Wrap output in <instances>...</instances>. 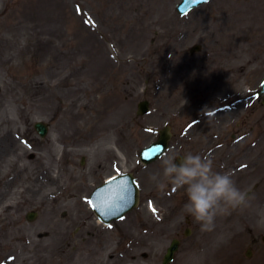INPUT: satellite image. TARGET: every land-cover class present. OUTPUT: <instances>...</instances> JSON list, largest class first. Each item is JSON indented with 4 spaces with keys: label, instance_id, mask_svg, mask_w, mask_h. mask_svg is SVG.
Masks as SVG:
<instances>
[{
    "label": "rangeland",
    "instance_id": "obj_1",
    "mask_svg": "<svg viewBox=\"0 0 264 264\" xmlns=\"http://www.w3.org/2000/svg\"><path fill=\"white\" fill-rule=\"evenodd\" d=\"M74 2L84 6L81 0H0V110L30 112L27 127L0 139V264H158L160 252L156 258L142 256L146 243L120 242L113 229L94 225L93 219L105 238L95 242L81 223L68 226L63 213L74 209L73 195L98 182L104 164L114 171L107 158L120 154L128 163L129 154L133 168L136 152L156 140L165 125L174 132L170 156L184 151L185 138L219 133L231 139L233 132H246L242 121L241 127H213L216 120L206 112L236 110L237 122L245 110H262L258 101L250 105L245 98L264 74V0H212L185 16L176 13L180 0H152L151 16L123 17L119 34L89 33L91 22L115 28L119 19H83ZM41 22L48 27L44 32H39ZM196 43H203V50L192 54ZM117 48L123 65L119 93L62 73L72 63L116 59ZM40 58L44 62L38 66ZM61 73L65 77L57 78ZM145 98L152 110L140 127L133 116ZM71 110L78 111L71 116ZM37 119L52 122L45 139L52 142H44L31 157L41 140L34 128ZM194 119L210 129L197 125L187 131ZM71 132L75 147L57 137ZM32 209L40 213L34 222L26 218ZM243 233L241 227H224L214 256L202 248L181 254L180 263L264 264V246L246 256Z\"/></svg>",
    "mask_w": 264,
    "mask_h": 264
},
{
    "label": "flooded vegetation",
    "instance_id": "obj_2",
    "mask_svg": "<svg viewBox=\"0 0 264 264\" xmlns=\"http://www.w3.org/2000/svg\"><path fill=\"white\" fill-rule=\"evenodd\" d=\"M81 1L84 3L82 7L85 9L82 14L87 18L115 17L119 19V24L115 28H90L93 32L103 34L121 33L123 23L120 19L123 17H148V9L151 4V0ZM47 28L46 24L41 23L39 32H44ZM37 63L39 66L43 63V59H38ZM57 66V64L52 66L53 71ZM119 67L122 70L123 65H119V58L115 60L104 59L96 62L93 66L86 62L79 65H65V70L62 73L67 71L71 77L77 76L79 80L104 83L103 88L105 90L115 88V91L119 93ZM62 73L56 74V77L64 76ZM126 73L130 75V70H127ZM263 83L264 76L261 75L258 80L260 90ZM257 93L256 89L255 94L250 95V105H252L251 99L255 98ZM257 101L262 110L256 111V113L254 110H245L243 118L237 122L232 116L234 113L222 111L211 113V118L216 120V123L210 124L213 127L219 126L218 128L230 129L235 126L241 127L243 122L244 125H248L244 134L239 135L236 131L231 134V139H228L227 136L220 138L219 133L211 134L210 137H206V133H202L195 141H190L187 138L181 141L184 145L183 156L189 152L199 154L202 158L211 160L214 170L231 172L237 187L246 196V204L227 207L226 211L215 216L209 229L203 228L201 223L184 211V205L187 202L186 191L184 188L176 189L163 176L162 163H154L149 166H142L138 163L133 166L134 169L132 170H122L121 161L117 158H110L108 163L115 167L119 166V170L110 172L106 165L104 171L96 176L98 181L96 186L111 176L126 174L128 176L123 179L122 183L128 188L136 183L140 188L139 205L122 219L107 225L99 221L91 207V195L95 187H85L84 193L77 194L79 197H71L76 199V202L73 204L72 212L66 213L69 217L68 226L79 222L82 228H88V237H93L95 242L104 241L103 230L93 226L94 219L95 222L105 227H113L120 242L146 243L145 249L148 250V257L153 258L157 257L158 252L163 256L173 240L176 239L179 249L172 264H181V254L200 251L202 248H206L214 256L216 254L215 241L217 235L221 229L227 226H237L244 229L243 236L247 244L246 254L254 255L256 251L262 250L264 246V93L260 94ZM74 111L76 113L77 110L70 111L71 116H73ZM27 113L30 112L15 110L14 115H12L11 110H0V127H4L3 125L8 127L0 134V139L2 140L1 137L4 136H10L16 129L21 130L22 127H27V122H30ZM56 118L59 116H54L52 120ZM50 123L52 124V122ZM23 124L25 125L23 126ZM73 125L70 124V127L72 128ZM198 125L203 130L210 129L209 124L204 122ZM65 136L68 145L75 144L74 140L70 138L75 136L72 132ZM186 136L188 137L189 134ZM119 146L122 145L119 144ZM128 155L126 160L129 164L131 159ZM149 168L154 170L151 171ZM153 175L157 176V180L151 178ZM159 183H164L165 188L161 189L158 186ZM80 201L87 204L86 208L80 204ZM81 227L78 230H81Z\"/></svg>",
    "mask_w": 264,
    "mask_h": 264
},
{
    "label": "clouds",
    "instance_id": "obj_3",
    "mask_svg": "<svg viewBox=\"0 0 264 264\" xmlns=\"http://www.w3.org/2000/svg\"><path fill=\"white\" fill-rule=\"evenodd\" d=\"M163 176L176 189L184 188L187 202L184 211L191 215L202 227L209 229L217 214L226 211L227 207L246 204L245 193L236 185L232 173L216 171L211 160L191 152L185 154L176 163L175 156L163 159ZM157 180V176L151 177ZM165 188L164 183L158 185Z\"/></svg>",
    "mask_w": 264,
    "mask_h": 264
},
{
    "label": "water",
    "instance_id": "obj_4",
    "mask_svg": "<svg viewBox=\"0 0 264 264\" xmlns=\"http://www.w3.org/2000/svg\"><path fill=\"white\" fill-rule=\"evenodd\" d=\"M206 0H184L182 4H180L179 9L182 12H187L188 10H190L192 7L199 5L200 3L204 2ZM199 48V46H196V49ZM149 111V105L147 101H144L140 104V110H139V114H145L146 112ZM37 128L41 131L42 135H45L47 128L46 126H44L42 123H37ZM171 138V133L169 132V127L165 128L164 130L161 131V137L158 141H156L155 143H153L150 147L143 149L141 157L144 161L146 162H150L155 160L157 157H159L160 155H162L165 151V149L168 146L169 140ZM119 178H115L112 179L110 182H108L106 185L100 187L95 194H97L98 196H102L105 194H111V192L113 194H117L118 191L117 186H119ZM116 188V189H113ZM123 191H120V193H122ZM122 195V194H120ZM135 198L137 199V192L135 194ZM105 200L102 201V199H100V201H98L97 203H99V205H95L97 211L99 212V214L103 215L104 213H112L113 216H117L119 214H124V212L127 211V207L125 206V204L120 205L118 204V201L116 199H113L110 202H104ZM105 203H108L105 204ZM36 213L30 212L28 214V218L33 220L36 217ZM104 217V216H103ZM104 219V218H103ZM176 249V247H172L168 254L166 255L165 258V264H168V262L173 258L174 255V250Z\"/></svg>",
    "mask_w": 264,
    "mask_h": 264
}]
</instances>
